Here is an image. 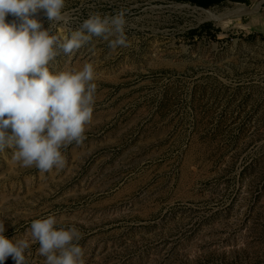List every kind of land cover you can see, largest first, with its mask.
<instances>
[{"label": "rangeland", "instance_id": "obj_1", "mask_svg": "<svg viewBox=\"0 0 264 264\" xmlns=\"http://www.w3.org/2000/svg\"><path fill=\"white\" fill-rule=\"evenodd\" d=\"M121 10L127 47L93 37L49 62L95 71L92 122L61 149L64 166L0 151L4 235L30 240L52 215L80 232L84 264H264V1L65 0L67 25L35 18L65 40ZM38 249L26 264H45Z\"/></svg>", "mask_w": 264, "mask_h": 264}, {"label": "clouds", "instance_id": "obj_2", "mask_svg": "<svg viewBox=\"0 0 264 264\" xmlns=\"http://www.w3.org/2000/svg\"><path fill=\"white\" fill-rule=\"evenodd\" d=\"M64 8L65 0H0V151L15 148L13 159L42 172L62 168L61 149L85 139L97 87L91 64L78 72L55 73L49 62L58 50L71 54L93 37L109 41L113 49L128 46L123 10L112 16L91 15L65 40L51 35L35 18L43 10L50 22L67 25ZM9 15L16 19L8 22ZM5 231L0 222V264L9 257L26 264L31 243L39 244L45 264H84L80 232L59 227L55 216L33 221L30 240L8 239Z\"/></svg>", "mask_w": 264, "mask_h": 264}, {"label": "bare ground", "instance_id": "obj_3", "mask_svg": "<svg viewBox=\"0 0 264 264\" xmlns=\"http://www.w3.org/2000/svg\"><path fill=\"white\" fill-rule=\"evenodd\" d=\"M261 2L262 1L257 3V5L254 8H244V7L241 8L240 7V8H237L235 10H232V11L229 12V15H240V14H244V13H252V12H254V11H256V10H258L260 8ZM203 12H205L206 14L211 15L210 11H208V10H204Z\"/></svg>", "mask_w": 264, "mask_h": 264}, {"label": "trees", "instance_id": "obj_4", "mask_svg": "<svg viewBox=\"0 0 264 264\" xmlns=\"http://www.w3.org/2000/svg\"><path fill=\"white\" fill-rule=\"evenodd\" d=\"M192 1H194V0H192ZM208 258H210V257H208ZM223 259H225L224 257H223ZM235 257L231 260V261H229V260H222L221 262L222 263H224V264H231V263H235ZM208 260H206V262H207ZM200 262H202V261H196L195 260V263L194 264H200ZM238 263H240V259H239V262Z\"/></svg>", "mask_w": 264, "mask_h": 264}]
</instances>
